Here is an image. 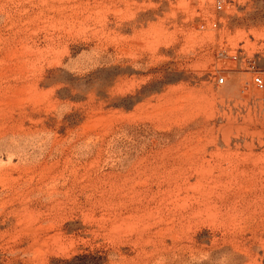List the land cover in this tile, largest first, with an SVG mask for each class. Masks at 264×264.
Returning a JSON list of instances; mask_svg holds the SVG:
<instances>
[{
  "label": "rangeland",
  "instance_id": "374dc122",
  "mask_svg": "<svg viewBox=\"0 0 264 264\" xmlns=\"http://www.w3.org/2000/svg\"><path fill=\"white\" fill-rule=\"evenodd\" d=\"M217 1L0 0V264H264V0Z\"/></svg>",
  "mask_w": 264,
  "mask_h": 264
},
{
  "label": "built area",
  "instance_id": "2783aa9c",
  "mask_svg": "<svg viewBox=\"0 0 264 264\" xmlns=\"http://www.w3.org/2000/svg\"><path fill=\"white\" fill-rule=\"evenodd\" d=\"M228 2H233L234 0H226ZM225 0H218L216 4V9L217 10H222L224 8ZM255 84L257 87L260 89H264V80L260 77L255 78Z\"/></svg>",
  "mask_w": 264,
  "mask_h": 264
},
{
  "label": "bare ground",
  "instance_id": "6f19581e",
  "mask_svg": "<svg viewBox=\"0 0 264 264\" xmlns=\"http://www.w3.org/2000/svg\"><path fill=\"white\" fill-rule=\"evenodd\" d=\"M26 67V66H25Z\"/></svg>",
  "mask_w": 264,
  "mask_h": 264
}]
</instances>
